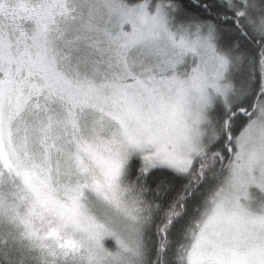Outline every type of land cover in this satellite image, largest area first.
<instances>
[{"label": "snow or ice", "instance_id": "1", "mask_svg": "<svg viewBox=\"0 0 264 264\" xmlns=\"http://www.w3.org/2000/svg\"><path fill=\"white\" fill-rule=\"evenodd\" d=\"M0 264H264V0H0Z\"/></svg>", "mask_w": 264, "mask_h": 264}]
</instances>
